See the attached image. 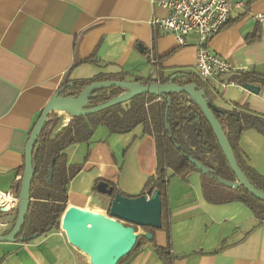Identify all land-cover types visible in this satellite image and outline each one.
<instances>
[{"label": "crops", "instance_id": "0c3cea01", "mask_svg": "<svg viewBox=\"0 0 264 264\" xmlns=\"http://www.w3.org/2000/svg\"><path fill=\"white\" fill-rule=\"evenodd\" d=\"M158 0H0V191L20 194L25 150L43 110L57 91L74 81L99 75L124 77L125 82L160 81L177 74L196 75L195 37L180 46L152 21L167 13ZM240 4L229 25L210 43L236 72L264 76V0H232ZM257 35V39H252ZM91 60L90 62H85ZM229 75L210 79L214 104L231 110L247 106L264 116V87L254 94L228 84ZM58 109V108H55ZM54 111L48 116V137L71 121ZM240 147L250 167L264 175V137L251 130ZM68 165L83 168L68 185L67 208L107 211L111 197L97 186L106 183L128 197L140 196L157 168L153 137L138 126L126 134L98 127L88 142L67 150ZM170 234L154 233L158 247L171 253L161 258L153 244L124 264H264V221L239 202L216 205L203 194L202 176L186 180L169 172ZM0 235H9L17 221L5 212ZM139 231L138 234H142ZM0 264H91L61 230L29 241L0 243Z\"/></svg>", "mask_w": 264, "mask_h": 264}, {"label": "trees", "instance_id": "16d2710c", "mask_svg": "<svg viewBox=\"0 0 264 264\" xmlns=\"http://www.w3.org/2000/svg\"><path fill=\"white\" fill-rule=\"evenodd\" d=\"M257 38L256 34L252 37L254 40ZM173 77L176 84L181 86L195 84L198 90L205 92V98L231 145L239 168L255 189L264 192V175L249 166L240 147L241 137L247 131L254 130L264 137V116L238 104L231 110L218 108L214 104L210 87L196 75L177 74L168 79L162 78L160 81L148 79L138 80V83L165 84ZM106 81L125 82V79L113 75H99L91 80L69 82L57 92L61 91V97L77 99L88 87ZM227 82L244 88L247 85L264 87V76L254 72L237 71L229 75ZM125 92L118 87L94 90L86 97V109L106 104ZM59 109L58 107L56 110ZM48 125L47 120L33 153L32 166L36 173L31 188V204L26 223L17 240H32L60 229L61 219L67 210L68 185L83 168L82 165H68L67 150L77 144L88 142L100 126L106 127L111 134H126L138 126H143L145 134L154 138L157 168L140 196L150 190L159 191L162 201V230L168 235L169 172L183 180L193 173H200L203 194L209 203L222 205L239 202L246 205L259 222L264 221V202L255 199L245 188L235 187L237 179L222 152L213 126L201 107L184 94L160 97L140 95L126 104H118L92 116L72 117L67 126L54 138L46 135ZM112 188L114 194H122L115 187ZM14 211L18 215V210ZM2 215L3 213L0 214V220ZM142 230L143 233L140 234L134 249L119 264H124L135 257L146 244H153L156 254L161 258L171 253V245L168 248H161L155 244V230L150 228ZM146 234L151 235L152 239L146 237Z\"/></svg>", "mask_w": 264, "mask_h": 264}, {"label": "water", "instance_id": "95a60500", "mask_svg": "<svg viewBox=\"0 0 264 264\" xmlns=\"http://www.w3.org/2000/svg\"><path fill=\"white\" fill-rule=\"evenodd\" d=\"M105 87H118L126 92L106 104L86 109V97L88 94ZM245 89L254 94L259 93V88L253 85H247ZM168 94H184L201 107L213 126L222 152L237 179L235 187L241 186L245 188L255 199L264 202V192L255 189L242 173L231 145L210 109L205 98V92L198 90L195 84L181 86L175 83L174 77L165 84L155 83L152 85H142L138 82L106 81L88 87L77 99L61 97V91H59L46 105L41 118L30 135L25 150V170L23 186L20 192V203L17 208V221L9 235H0V243L15 242L21 235L26 223L31 204L32 182L36 173V169L32 166V157L48 116L52 112L60 111L72 117L92 116L118 104L129 102L136 96L151 95L160 97ZM54 104L60 109H54ZM75 106L79 107L78 111L74 109ZM97 190L100 194L112 198L107 211L92 207L87 209L69 207L61 219V230L66 234L69 243L73 247L79 249L90 258L91 264H119L136 246L140 236L137 233V228H150L155 231L162 230V201L160 193L159 191L150 190L139 197H125L120 193L114 194L113 188L106 183H100ZM2 212L5 213L6 210L3 209ZM145 236L152 239L149 234Z\"/></svg>", "mask_w": 264, "mask_h": 264}, {"label": "built area", "instance_id": "2783aa9c", "mask_svg": "<svg viewBox=\"0 0 264 264\" xmlns=\"http://www.w3.org/2000/svg\"><path fill=\"white\" fill-rule=\"evenodd\" d=\"M155 4L167 15L154 19L151 23L153 29L163 35L174 36L180 46H186L189 37L196 38V70L204 83L236 72L227 59L210 49L209 43L229 25L232 14L241 7L240 4L232 0H158ZM257 19L264 22V15ZM19 203L20 194L0 191V214L3 209L6 212L14 211Z\"/></svg>", "mask_w": 264, "mask_h": 264}, {"label": "bare ground", "instance_id": "6f19581e", "mask_svg": "<svg viewBox=\"0 0 264 264\" xmlns=\"http://www.w3.org/2000/svg\"><path fill=\"white\" fill-rule=\"evenodd\" d=\"M53 107H54V109H55V108H58V106H57L56 104H54ZM74 109H75L76 111H78L79 107L75 106Z\"/></svg>", "mask_w": 264, "mask_h": 264}, {"label": "rangeland", "instance_id": "374dc122", "mask_svg": "<svg viewBox=\"0 0 264 264\" xmlns=\"http://www.w3.org/2000/svg\"><path fill=\"white\" fill-rule=\"evenodd\" d=\"M126 103H128V102H126ZM126 103H125V104H126ZM6 214H7V213H3V215H6ZM139 231H141V230H137V233H138ZM142 231H143V230H142Z\"/></svg>", "mask_w": 264, "mask_h": 264}]
</instances>
